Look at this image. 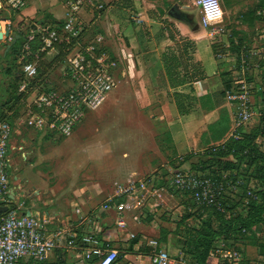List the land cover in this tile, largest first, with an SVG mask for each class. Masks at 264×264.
<instances>
[{
	"label": "crops",
	"instance_id": "0c3cea01",
	"mask_svg": "<svg viewBox=\"0 0 264 264\" xmlns=\"http://www.w3.org/2000/svg\"><path fill=\"white\" fill-rule=\"evenodd\" d=\"M26 2L25 9L14 15L0 6V99L3 95L10 97L13 91L9 83L13 75L8 74V68L14 69L15 36L21 38L23 34L27 39L38 28L64 23L69 17L67 0ZM98 4L103 10L85 9L80 15L89 24L87 35L104 37L106 49L117 62L120 85L59 147L67 159L57 172V184L47 186L49 195L43 208L33 206L23 212L44 219L49 234L61 228L73 231L80 239L90 231L98 232L104 245L118 251L115 264H152L151 240H158L172 255L191 262L194 241L206 215L171 183L167 185L161 175L186 164L189 154L214 145L212 140L206 143L203 135L227 106L222 104L225 76L216 57L213 35L202 24L194 0L173 3L180 13L178 19L169 16L173 6L167 10L164 0H98ZM165 22L173 25L170 28H175V35L182 40L170 38L172 33ZM21 23L31 28L20 33ZM184 39L194 42V63L202 67L205 78L184 81L187 73L180 67L177 83L173 84L165 70L164 56L170 53L181 57ZM58 54L55 48L41 62L40 79L45 80V86L55 87L48 74H42ZM180 61L184 62L183 58ZM176 93L190 96L200 108V102L207 100L210 108L181 115ZM131 185L132 190H128ZM15 197L17 200V193ZM109 200L123 204L124 211H105L103 205ZM119 220L125 224L118 226ZM255 234L260 235L257 230ZM241 247L251 264H264L254 239L245 240ZM80 255L78 245L61 244L50 251L48 261L78 264ZM207 263L219 264L210 256Z\"/></svg>",
	"mask_w": 264,
	"mask_h": 264
},
{
	"label": "built area",
	"instance_id": "2783aa9c",
	"mask_svg": "<svg viewBox=\"0 0 264 264\" xmlns=\"http://www.w3.org/2000/svg\"><path fill=\"white\" fill-rule=\"evenodd\" d=\"M194 3L200 9L204 26L223 15L219 0H194ZM26 5V0H0V6L12 15L20 14ZM67 7L69 17L60 30L55 26L57 24L45 25L27 36L18 58L21 68L17 73L18 92L25 94V110L19 123L63 138L72 136L86 113L104 103L108 93L116 87L117 70V62L106 49L104 37L95 35L88 38L89 24L80 15L85 9L101 11L103 5L98 4V0H67ZM29 27L21 23L19 32H25ZM37 37L42 45L33 52L31 43ZM61 45L66 46L63 75L70 83V88L64 91L45 86V80L40 79L39 73L47 53ZM216 57L219 61H227V72L234 76L230 88L225 90V97L235 105L229 136L237 137L238 131L257 114L252 80L259 71L258 61L264 59V32L259 35L256 44L245 41L240 51L226 48L218 51ZM12 134L13 125L0 117V207H9L0 215V264H49L50 251L61 244L79 246L81 255L78 264H115L118 251L104 245L98 232L90 231L80 239L73 231L61 228L49 234L44 219L23 212L15 197L17 191L11 187L9 174ZM170 183L181 194L192 198L198 207H212L218 211H224V195L234 189L227 175L211 177L185 168L173 171ZM133 185L128 190H132ZM251 188L254 189L253 186ZM248 195H252L251 190ZM103 209L121 214L125 207L109 200ZM77 212L80 213L79 210ZM124 224L123 220L117 222L118 226ZM149 244L153 248L152 264H190L185 257L172 255L158 240H151ZM209 256L219 264H240L243 259L242 253L226 241L217 243Z\"/></svg>",
	"mask_w": 264,
	"mask_h": 264
},
{
	"label": "trees",
	"instance_id": "16d2710c",
	"mask_svg": "<svg viewBox=\"0 0 264 264\" xmlns=\"http://www.w3.org/2000/svg\"><path fill=\"white\" fill-rule=\"evenodd\" d=\"M242 22L252 26L254 24L253 15L244 14L242 16ZM55 26L60 30L63 23ZM21 36L22 37L17 41L13 48L16 52V56L12 62V68L14 67V69L11 71V67L8 68V74L12 73V79L15 82L14 92H18L19 88L17 73L20 71L21 65L18 62V58L26 42V38L24 39L23 34H21ZM170 38L175 40L173 34H170ZM183 43L182 50H180L181 57H177L175 54L170 53L165 54L164 56L165 70L173 84L177 83L176 78L178 77L180 67H182L187 73L184 81H187L188 79V81L192 83L205 78L203 70L201 72L192 73L194 70L193 67L196 66L197 68L199 65L194 64L192 56L195 47L194 42L189 39H184ZM41 45V41L39 40V37H37L31 43L33 52L39 50ZM231 45L233 47L232 50L240 51L245 45V40L240 39L238 44L233 41L231 42ZM247 46L249 47V45ZM58 48L59 54L55 59L64 60L66 54L64 49L66 46L61 45L58 46ZM214 50L217 53L215 46ZM45 54L46 52L42 53L41 56H44ZM182 58L184 62L180 61ZM258 63L259 70L262 71V69H264V59L259 60ZM41 72L42 70L40 67L39 73L41 74ZM231 82L232 79L224 82L223 96H225V90L230 88ZM18 94L17 100L13 104L14 106L25 98V94H20L19 92ZM175 99L181 115H187L193 112L191 107H186L183 103L184 99H191L190 96L176 93ZM6 105L8 104L3 103L0 99V117L9 121L13 125L10 119L6 117L7 114L5 111L2 112ZM230 130V117L226 111H223L220 119L214 124H211L208 127V132L203 135V140L206 143H211L210 140L214 143V145L207 147L205 150V155L208 157V160L204 163L193 164L192 170L211 177L222 178L227 175L228 181L235 185V187H238V190L241 188L242 191L238 194H236L237 192L234 191V189L227 191V194L224 195L223 199L224 211H218L212 207H198L192 198H188L187 195H184L193 206L198 208L199 212L206 215L202 230L198 233V237L194 241L195 249L191 252L194 259L190 264H208L207 262L210 251L220 241L228 242L230 246L235 247V249L242 253L243 259L240 264H251L250 260H246L245 252L241 247V243L245 240L254 239L255 244L259 245V254L264 256V242H257L260 236H255L257 235L255 234L256 230L259 233L264 230V152L260 150L256 142L259 135L264 134V118L255 131L246 132L244 127L238 131L237 137H231L229 136ZM187 159H190V156ZM245 159L249 162L250 166L255 165L256 167L254 174L256 175L255 179L257 183L250 187H240V182H234L232 180V175H234L232 173L234 171H237V175L234 176L237 181L245 180L247 172H241L239 170L240 163ZM252 186L254 189L251 188ZM249 190L252 191L251 196L248 195ZM176 191L179 192L178 190ZM262 234L264 235V231Z\"/></svg>",
	"mask_w": 264,
	"mask_h": 264
},
{
	"label": "rangeland",
	"instance_id": "374dc122",
	"mask_svg": "<svg viewBox=\"0 0 264 264\" xmlns=\"http://www.w3.org/2000/svg\"><path fill=\"white\" fill-rule=\"evenodd\" d=\"M181 1L182 0H164L165 8L168 10L174 5L173 3ZM219 1L223 9V15L218 19L212 20L209 25L205 26L209 33L213 32L214 34V39H212V41L215 48L217 49V52L226 48L232 50L233 47L231 45V42L235 41L236 43L239 42L240 39L247 41L249 44H256V40L259 39V35L264 32V0ZM244 14L253 15L254 24L252 26L242 22V16ZM165 26L178 41L182 40V38L178 34L177 36L175 35V28H170L173 25L165 22ZM88 37L93 38L94 36L90 33ZM183 44L184 43L182 42V45ZM219 62L223 70H225L224 72H227V61L220 60ZM65 65L66 64L63 59H56L49 65V70H46L42 74L43 76L45 74H48L47 78L54 81L55 87L53 88L57 90L64 91L70 88V83L65 79L63 75ZM193 69L194 73L202 71V67L200 65H198L197 68L196 66H194ZM263 70L264 69H262V71L259 70L252 80L254 83V109L257 114L255 115L254 119L247 126H245L246 132L255 131L264 118ZM224 76L225 81L234 78V76L230 74V71L229 73H224ZM9 83L11 84L13 91L9 94L10 97H6L4 95L1 97V101L8 104L3 109V111L2 109L1 111H5V113L7 114L6 117H8L13 123V134L10 141L11 146L9 147V158L11 160L9 174L11 184L16 188L17 201L20 203V205H22L23 211L33 206L42 209L44 206V201L49 195V193H46L47 186L51 187L57 184V172L60 171L59 169H61L62 167V161L64 159H67V155L61 152L59 150V147L63 146L70 137H58L52 133L35 131L31 128L26 127L25 125H21L19 123V119L21 115H23L25 106L23 100L17 103L16 106L13 105L17 100V96L19 94L18 92H14L15 82L9 81ZM119 85L120 82L116 78V87ZM194 101L195 100L193 99H184L183 103L186 107H191L193 112L195 111L200 113L201 111L208 110L210 108L207 100L200 102V104L202 105L201 108L198 107L197 102ZM222 104H224L228 108V110L227 108H225L222 111H226L228 116L230 117V115H232L235 111V105L228 101L225 96L224 99L222 98ZM91 112L94 111L86 113L83 119L84 122L87 120V115H89ZM156 132V130H152V133ZM166 132L167 131H164L163 134H167ZM256 142L260 150L264 152V134L259 135ZM12 146H16V148L13 150ZM205 150L198 154H189L190 159H188L186 164L178 166L176 165L175 167H177V169H192L193 164L206 162L208 160V157H206L205 155ZM240 164L241 165L239 170L241 172L246 171L247 176L245 180L237 181L234 177L237 175V171H234L232 173L234 174L232 175V180L234 182H240V187H250L251 185L256 184V175L254 174L256 169L255 165L250 166L249 162L246 159L243 160ZM161 176H164L166 184L169 185L172 172L168 171V173L162 174ZM237 188L238 187L234 188V191L237 192L236 194L242 191L241 188V190H238ZM41 192L42 195H39ZM263 231L264 230H262V232ZM262 232L259 233L260 235H255L256 237L260 236L257 242H264V235L262 234ZM250 257H252V253H250Z\"/></svg>",
	"mask_w": 264,
	"mask_h": 264
},
{
	"label": "water",
	"instance_id": "95a60500",
	"mask_svg": "<svg viewBox=\"0 0 264 264\" xmlns=\"http://www.w3.org/2000/svg\"><path fill=\"white\" fill-rule=\"evenodd\" d=\"M169 16L178 19L180 17V13L178 12V8L176 6H173L170 10H169ZM1 17V16H0ZM1 19V18H0ZM7 32L9 33V30H7ZM20 38V35L17 34L13 40V43L15 44L17 42V39ZM9 209L8 206H3L0 207V215L3 214L4 212H7ZM28 215H30V213H27Z\"/></svg>",
	"mask_w": 264,
	"mask_h": 264
}]
</instances>
